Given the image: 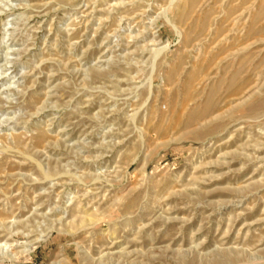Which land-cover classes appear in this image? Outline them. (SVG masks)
I'll list each match as a JSON object with an SVG mask.
<instances>
[{
  "label": "rangeland",
  "instance_id": "374dc122",
  "mask_svg": "<svg viewBox=\"0 0 264 264\" xmlns=\"http://www.w3.org/2000/svg\"><path fill=\"white\" fill-rule=\"evenodd\" d=\"M0 264H264V0H0Z\"/></svg>",
  "mask_w": 264,
  "mask_h": 264
}]
</instances>
